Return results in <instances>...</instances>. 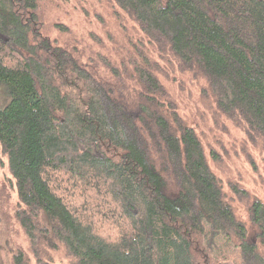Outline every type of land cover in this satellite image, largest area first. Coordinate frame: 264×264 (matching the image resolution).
<instances>
[{"label":"trees","instance_id":"obj_1","mask_svg":"<svg viewBox=\"0 0 264 264\" xmlns=\"http://www.w3.org/2000/svg\"><path fill=\"white\" fill-rule=\"evenodd\" d=\"M109 1L152 52L122 71L101 59L102 77L43 35L44 0H0V158L28 243L13 263L264 264V203L224 185L219 152L159 78L204 81L258 173L247 146L264 163V0Z\"/></svg>","mask_w":264,"mask_h":264},{"label":"rangeland","instance_id":"obj_2","mask_svg":"<svg viewBox=\"0 0 264 264\" xmlns=\"http://www.w3.org/2000/svg\"><path fill=\"white\" fill-rule=\"evenodd\" d=\"M39 19L43 35L57 40L55 47L58 50L62 48L71 52L75 59L88 69L98 71L102 77L109 76L110 72L101 59L122 71V64L132 68V62L139 59L140 54L147 50L152 52L148 39L137 24L109 0H44ZM153 57L159 60L154 54ZM166 74V77L160 74L159 78L176 101L181 118L196 130L207 155L210 147L220 154V164L209 161L212 170L225 186L228 182L239 183L264 203L263 160L247 146L258 165V173L253 172L241 151L244 135L224 117L214 116L211 98L203 96L206 83L197 82L188 74L173 71H166ZM0 161L3 162L0 166V264H14L13 258L18 251L27 254L28 243L14 217L19 199L12 186L7 162L1 158ZM171 193L176 196L174 190ZM235 207L237 215L247 221L241 206L235 204ZM224 258L230 260L231 256H221V260Z\"/></svg>","mask_w":264,"mask_h":264}]
</instances>
